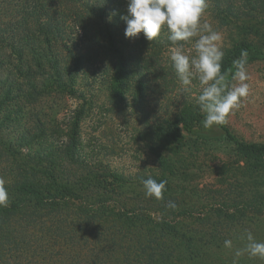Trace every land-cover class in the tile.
Masks as SVG:
<instances>
[{"label": "trees", "instance_id": "16d2710c", "mask_svg": "<svg viewBox=\"0 0 264 264\" xmlns=\"http://www.w3.org/2000/svg\"><path fill=\"white\" fill-rule=\"evenodd\" d=\"M126 14L127 0H0V178L10 198L0 207V264H233L234 250L244 247L238 241L246 243V234L218 231L217 225L194 231V219L157 215L154 210L170 209L167 184L163 199L147 203L129 195L113 174L99 171L79 151L80 108L51 133L39 117L30 131L27 119L23 137H15L19 127L12 121L26 104L51 95H83L75 83L86 61H100V75L117 97L133 89L136 101L145 100L151 75L177 82L171 64L159 55L167 41L151 42L142 33L126 38ZM242 49L248 64L264 60V51L250 41L233 42L222 61L229 82ZM100 75L81 78L92 86ZM203 120L192 98L159 118L155 131L176 143L184 134H198ZM212 128L240 152L264 158V143H243L226 124ZM31 145L36 148L24 154L23 147ZM157 164L153 179L166 180L170 162L158 155ZM225 239L233 241L232 249L224 247ZM242 257L238 264H253V258Z\"/></svg>", "mask_w": 264, "mask_h": 264}, {"label": "rangeland", "instance_id": "374dc122", "mask_svg": "<svg viewBox=\"0 0 264 264\" xmlns=\"http://www.w3.org/2000/svg\"><path fill=\"white\" fill-rule=\"evenodd\" d=\"M204 19L221 32L223 50L244 39L264 51V0H207ZM167 36L168 30L164 27L156 39L161 45L167 41L159 55L171 64L173 46ZM184 51L195 54L191 43H184ZM99 66L98 60L86 61L79 70L81 76L75 88L83 95H51L26 104L24 110L14 115L12 122L19 127L15 137H23L21 130L26 127L27 119L33 125L30 131L39 117L45 123L46 132L51 133L53 127L62 128V120L80 108L83 111L79 128L81 155L97 165L99 171L113 174L115 181L125 185L129 195L136 194L147 203L154 202V197H146L142 180L153 178L159 172L157 156L161 155L170 162L165 178L171 201L177 207L154 210L157 215L185 216L190 222L194 219V231L217 225L218 231L226 228L230 234L244 236L250 230L258 241H264V158L240 152L218 128L201 127L198 134H184L176 143L165 142L157 136V120L171 115L178 103L198 96V82L194 80L191 89L185 91L178 77L171 84V78L168 83H162L151 75L149 92L145 100L138 102L133 98V89L117 97L108 81L102 79ZM85 74L100 76H96L92 86H85L81 78ZM247 74L250 94L230 114L226 126L237 140L261 144L264 143V60L249 63ZM51 100L55 101L54 107L48 109ZM60 137L50 136L51 139ZM35 145L24 146L22 152L28 154ZM245 244L238 241L240 247ZM243 256L242 259L249 258ZM252 262L264 264L259 258H253Z\"/></svg>", "mask_w": 264, "mask_h": 264}, {"label": "clouds", "instance_id": "9594fccd", "mask_svg": "<svg viewBox=\"0 0 264 264\" xmlns=\"http://www.w3.org/2000/svg\"><path fill=\"white\" fill-rule=\"evenodd\" d=\"M207 0H127L126 38H137L141 33L148 41L161 35L162 28L168 30L167 39L173 46L170 51L171 66L185 91L197 81L200 87L195 102L204 114L203 127L227 124L230 114L240 107L250 94L247 83L248 52L242 49L240 56L232 61L231 82L222 72L225 55L222 34L204 19ZM184 43H191L194 55L184 51ZM166 180L149 177L142 180L146 197L163 199ZM6 181L0 178V207L10 203ZM167 207L175 210L177 205L169 200ZM246 244L234 250L233 264L245 253L249 258L264 260V241H258L250 230H246ZM224 247L233 248L231 239L224 240Z\"/></svg>", "mask_w": 264, "mask_h": 264}]
</instances>
